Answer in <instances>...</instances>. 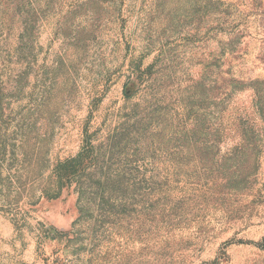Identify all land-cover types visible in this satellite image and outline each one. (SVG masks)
<instances>
[{
	"label": "rangeland",
	"instance_id": "374dc122",
	"mask_svg": "<svg viewBox=\"0 0 264 264\" xmlns=\"http://www.w3.org/2000/svg\"><path fill=\"white\" fill-rule=\"evenodd\" d=\"M0 264H264V0H0Z\"/></svg>",
	"mask_w": 264,
	"mask_h": 264
}]
</instances>
